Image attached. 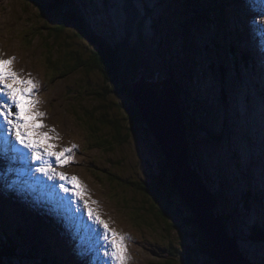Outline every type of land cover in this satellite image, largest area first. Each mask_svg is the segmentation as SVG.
Instances as JSON below:
<instances>
[{"label":"rangeland","instance_id":"1","mask_svg":"<svg viewBox=\"0 0 264 264\" xmlns=\"http://www.w3.org/2000/svg\"><path fill=\"white\" fill-rule=\"evenodd\" d=\"M141 1L145 7H142ZM43 2L44 0H0V52L9 55L11 64H16L10 70L15 72L18 78L31 79L36 85L30 99L36 102L35 105L40 104L39 107L42 108H38L37 111L43 115L37 116L35 115L37 112L34 111L28 115L33 124L42 127L35 128V134L34 130L29 128L30 135L40 139L42 145H52L53 147L48 150L58 153L63 152L65 146L72 147L70 143L58 144L59 138H64L65 141L69 138L78 141L71 155L76 160L79 158V163L75 160L71 162L72 157L67 154L66 160L69 162L63 161L65 156L60 161L55 157L53 164L50 165L55 173H63L65 176L63 180L59 176L53 178L56 188L62 191L66 188L67 193L73 192L80 205H84L82 192L88 193L85 194L87 204L82 206L88 219L96 216L95 207L92 209V218L88 215L87 205L93 206L89 195L92 194L95 205L97 207L100 205L103 216L108 219L111 226L116 227L111 230L117 234L116 239L124 237L122 243L127 251L124 253L126 259L123 264H166L168 256H171L175 264L185 262L189 264L184 253L185 248L180 247L174 256L171 255V250L169 252V242L177 233H170L165 229L167 221H163L165 226L153 221L151 212L146 209V205L150 207L149 209L151 206L143 203L144 200H148V196L128 186L130 181L138 186L141 179L142 184L148 186L149 184L145 182L147 176L144 174L146 167H149L147 158L152 162L151 169L159 168L161 155L159 152L161 144L148 129L146 120L133 99L132 83L140 79L145 83L158 82L160 85L170 86V79L165 75L171 67L178 66L179 69H174L176 72L174 76L180 78L182 75V86L187 87L186 90L194 94L199 91L196 100L209 111L205 116L209 118L210 128L225 138L223 139L225 144H214L211 139H205L207 137L200 142L199 138L202 137L193 136L192 129L184 120L186 115L184 118L182 116L177 99L178 110L187 129L190 166L198 176L201 174L200 171H204L210 177L214 190L219 189L220 178L227 181L226 186L230 187L225 188L224 192L222 190L225 196L219 199L215 214L216 211L218 214H227L229 218L225 225L227 233L231 237L234 236L229 231L233 230V233H236L238 246L249 248L247 254L251 253L249 258L254 264L263 262L264 248L259 240L257 242L261 248L254 247L251 252V248L241 236L246 233L245 231L250 232L251 228L253 231L257 228L264 231V165L257 157L258 148L262 150L264 148V138L258 135V130H254L255 114L261 115L264 112V105L258 103V100L263 99L264 93L259 89V81L258 84H254V81H251L254 79H250L246 74L251 70L245 67L244 61L239 62L241 64L234 61L230 49L233 42L235 45L238 44L234 29L231 28L227 32L226 27H229V24L225 22L224 25L219 21L223 17V6L231 14L244 11L246 8L253 13L257 9L258 4L255 3L258 1L134 0V7L142 9L138 10L139 22L134 23V29L127 41L135 50L137 58L133 63L139 74L130 85V99L134 104L130 114L122 102L125 100L123 90L128 84L110 82L116 65L113 67L106 61L103 53L98 59L92 49L98 52L102 47L97 44L95 48L88 34L81 36L77 33V25L80 24H77L76 17L67 20L56 11L47 13L43 9L45 6ZM124 5L126 6V0H85L86 15L90 19L91 29L98 36L109 40L111 45L123 43L127 39L128 23L127 16L123 15ZM147 12H151V16L145 19ZM139 18H143L144 22H140ZM139 23L141 27L138 28ZM75 32L78 36L74 35ZM70 35L74 37L67 38ZM164 62L169 64V70ZM129 75L130 72L127 73V77ZM170 87L176 96L180 95L173 84ZM112 89L115 92H111ZM3 98L0 96V99ZM239 99L242 101L241 106ZM136 111H139L140 118L139 115L136 116ZM248 137L253 139L257 149L249 146L248 142L251 141ZM7 140L9 146L16 143L14 136ZM4 150L3 148L0 154ZM27 155L30 158L28 161L15 155V159L8 166V169L14 170L13 176L16 178L17 187L25 184L27 177L43 163V161L38 163ZM191 155L198 163L200 171L199 168L193 167ZM161 158L163 159V156ZM163 167L168 170L166 165ZM73 177L76 178L75 181ZM61 184L65 188L62 189ZM77 191L80 192L79 197L75 195ZM248 191L257 195L258 200L252 198L248 210L238 207L235 214L229 212L228 210L232 211L234 203L241 201L243 194ZM53 197L55 195L51 200ZM176 203L181 206L178 200ZM29 204L33 206L30 202ZM1 211L7 215L0 219V229L3 231L0 232V245L3 244L0 248L6 247L3 240L10 241L9 245L15 246L14 253L9 254V260H16V254H20L18 262L22 263L25 256L30 258L32 250L37 252L36 248L47 251L49 258L53 257L56 250L53 251L55 248L47 239L50 234L47 233L41 239L36 231L32 232L29 228L20 240V236L15 233L16 228L23 225L19 222L12 224L13 227L10 226L13 223L11 220L21 215L20 212L5 207ZM132 217L135 219H131ZM6 218L9 221H6ZM170 218L171 225L178 226L175 217L172 215ZM21 220L25 221L23 217ZM31 220L35 221L34 218ZM6 231L20 242L11 240L5 235ZM129 232L132 234H128ZM41 234L44 236L45 233ZM195 237L196 245L206 249L205 245L198 243L205 241V237L201 233ZM55 242L54 240V245ZM103 245L98 250L102 256V259L97 257L100 264H116L115 261L105 258L104 253L101 254L105 249ZM57 251L58 255H65L66 259L65 252L60 249ZM31 258L30 260L35 262L32 256ZM1 260L0 258V262ZM182 260L184 261L181 262ZM87 262L83 260L81 264ZM8 263L10 261L6 264ZM198 263L213 264L207 256L205 260L204 257L199 258L196 264ZM63 264H74L73 257H68Z\"/></svg>","mask_w":264,"mask_h":264},{"label":"trees","instance_id":"2","mask_svg":"<svg viewBox=\"0 0 264 264\" xmlns=\"http://www.w3.org/2000/svg\"><path fill=\"white\" fill-rule=\"evenodd\" d=\"M133 1L134 0H126V6L125 5L123 6V9L125 11L123 15L127 16L126 20L128 23L127 25L128 31H127V36H126L127 39L123 43H117V45H113V44L111 45L109 40H107L105 37H101L100 35L98 36V34H96V32L93 29H91V26L89 25L90 19H88L86 15L85 0H44L43 2L45 3V6H43L44 7L43 9L47 13L56 11L58 12L59 15H61L64 19H67V20L72 19L73 17H76L77 18L76 20L78 21L77 24H80V25H77L78 27L77 33L81 36L83 35L87 36L88 34L92 42L91 44L95 46V48L98 45L102 47V49L99 48L98 52L95 49H92L94 54L97 55L98 59H99V55L103 53L106 61L112 64L113 67L114 65H116L114 68L115 72L112 71L113 77L110 79V82L111 83L119 82V83L128 84V86L126 85L125 90H123V94L125 95V100L122 102L124 106L126 107L127 111L129 112V114L130 112L133 111L132 108L134 106L133 102L130 99L131 98V86L130 85L135 79H137V77H139V74H138V70H136L135 65L133 63V60L137 58L135 50L129 45L127 41L132 34V30L134 29V23L136 21L139 22L137 17L139 16L140 11L138 10L142 9V8L137 9L136 7H134ZM145 6L146 5L142 2V7H145ZM145 15H146L145 16V19H146L151 16V12H147V14ZM139 19H140V22H144L143 18H139ZM139 26L141 27L140 23L138 25V28ZM153 31H154V37H155V34H156L155 27H153ZM77 33L75 32L74 35L78 36ZM73 37H74L73 35H70L67 38H73ZM164 51L165 50H163V52ZM163 64L166 66L167 70H169V64L167 62H164ZM176 68L179 69L178 66H176ZM176 68L171 67L169 72L166 73L165 76L169 77L177 93L178 94L180 93V95L177 96V99L180 103V108L182 110V116L184 118V115H186L184 120L187 123V125H189V128L192 129L191 132L193 133V136L202 137V138H199L200 142H202L201 140L203 138L207 137L205 139H211L213 141L212 143L214 144H223V143L225 144V142H223V139L225 140V138L221 137L218 134V132H214L210 128V125L208 124L209 118H206L209 112L206 109H204L202 107V104L196 100L200 94L199 91L194 94V92L192 93L186 90L187 87L182 86V80H183L182 75L180 78L174 76L176 73L174 72V69ZM128 72H130L129 77H127ZM111 92H115V90L112 89ZM182 96H185V97H182ZM184 99L185 101L183 102L182 100ZM137 115H139V118H140L139 111H136V116ZM201 133H203L202 136H201ZM203 135L205 136L203 137ZM149 159L150 158H147L146 162L147 163L149 162L150 168L147 166L146 171L144 173L147 176L145 179L146 181L145 180L144 181L147 182V184L149 185L148 186L143 185L142 184L143 180L141 179V181L139 182L140 184H138V186L135 185L131 181H130V185L128 186L131 187V189L134 187L136 191H139L140 193H144L148 196L147 197L148 200H144L143 203H147L148 205L151 206V209H149L150 207L146 205V209H148V211L151 212L153 221L160 222L163 225H164L163 221H167L168 223H166V225L170 226L171 228L164 225L166 227L165 229L170 233H174V234L177 233L176 235H174V237L172 236V240L169 242V245H170L169 252L171 250V255L174 256L175 252L176 251L178 252L180 250V247L181 249L185 248L184 253H185V257L187 258L188 263L196 264L198 259L201 258L200 254L204 251V247L201 245H196L195 239H197V237L192 235V231L189 226L191 222H187L185 214L181 206L176 203L177 191L171 185L169 172L163 167L164 163H162L161 157H160V162L158 165L159 168L155 167L154 169H151V167L153 168V166H152V162L149 161ZM191 162L193 164V167H195L196 169L199 168L198 163L195 161V158L193 157V155H191ZM198 170L200 171V168ZM200 173H201L200 174L201 178L205 181V183H207V186L210 188L211 191H213L219 197V199L225 196V193H223L224 190H226L225 188L230 187V186H226L228 185L226 180H224L223 178H220L218 181L219 189L214 190L213 187L211 186L210 177L206 175L204 171L203 172L200 171ZM242 179L244 178L242 177ZM208 182L210 183V185H208ZM245 185L247 186V184ZM252 198L254 200L256 199L258 200L257 195L255 196L250 191L245 192L240 199L241 201H239L240 203L237 201L232 206V211L231 210H228V211L231 213L233 212L235 214L238 210V207H242L244 210L246 209L248 210V207L251 204ZM150 202L152 203V205ZM172 215L178 221L179 223L178 226L171 225L170 221L172 219L170 218V216ZM221 215H222L221 218L223 219V221L226 222V220H229V218L226 216L227 214H221ZM131 219H135V217H132ZM253 230L254 229L251 228L250 232L245 231L246 233L242 234L241 236V239L245 241V243L248 244L249 247L251 248L250 249L251 252L254 249V247H257V249L261 248V246H259L257 242L258 240L260 244L262 245V247L264 248V241H262V239H264V231L260 230L259 228H257L256 231H253ZM0 232H3V231L0 229ZM230 232H232L233 236L235 237L236 233H233L234 232L233 230L229 231V233ZM235 238L238 239L237 237ZM175 240H177V242ZM3 241L6 242V244H4L6 245V247L2 249L0 248V255H1L0 258L3 260V261L1 260L0 264H6L9 261L10 263L8 264H16V263L17 264H54L57 262V260L52 262L48 258H42V257L40 258L39 254H36V252H34L32 249H31L32 253L29 256L30 258L32 256L34 260H35L34 256H36L39 260V263H37L36 260H35L36 263L33 262L27 256H25V258L22 260V263L18 262L19 255H16V260H9L8 259L9 254L14 253L15 246L14 247L10 246L9 245L10 241H7V240H3ZM198 243L206 246L205 241L198 242ZM0 246H3V244H1ZM241 249H243L242 251L245 254V256L250 257L251 253L250 255L247 254V250L249 249L248 247L243 246L241 247ZM47 260L49 261V263H45V261ZM184 260H182L181 262H183ZM261 263L264 264V261ZM166 264H175V261L171 258V256L170 257L168 256ZM183 264H186V262Z\"/></svg>","mask_w":264,"mask_h":264},{"label":"water","instance_id":"3","mask_svg":"<svg viewBox=\"0 0 264 264\" xmlns=\"http://www.w3.org/2000/svg\"><path fill=\"white\" fill-rule=\"evenodd\" d=\"M170 86L172 85L169 81ZM133 99L152 135L159 140L162 163L169 172L171 185L185 214L193 236L205 237L206 249L200 254L213 264H254L227 233L223 219L215 208L219 197L190 166L186 125L177 106V94L167 84L135 80ZM160 155V157H162ZM203 256V257H202Z\"/></svg>","mask_w":264,"mask_h":264},{"label":"bare ground","instance_id":"4","mask_svg":"<svg viewBox=\"0 0 264 264\" xmlns=\"http://www.w3.org/2000/svg\"><path fill=\"white\" fill-rule=\"evenodd\" d=\"M225 22H227L226 19H225ZM237 25L238 27L241 26V25L239 26L238 22H237ZM241 28H242V31L244 32L245 31L244 26H242ZM261 35L262 34H260L254 27H251L250 29H248V32L245 34V37L248 39V42H249L246 47H248L250 44L255 45L256 49L258 50L256 52L258 55H260L261 52L264 51V41L261 40L260 38ZM259 48H261V50L263 51L259 50ZM2 54L3 52H0V57L2 56ZM247 54H248V51H243L242 53H240V55H243L244 57H246ZM243 58L241 60H243ZM257 59H260V58L258 57ZM258 69L260 68L259 67L256 68V70ZM263 75H264V72L262 73V76ZM253 81L254 83L258 82L257 80H253ZM11 82H12L11 80L8 81V83H11ZM257 89L258 88H256V90ZM241 103L242 101L240 100L239 101L240 106H241ZM258 103L260 105H264V96H263V99H261L260 101L258 100ZM41 108L42 107H39V109ZM37 110L38 108L33 110L34 113L35 112L39 113ZM27 114H29V112H27ZM255 118L256 120L254 121V130L255 129H256L255 131L258 130V135L261 138H264V112L261 115L255 114ZM31 122L33 124V120H31ZM5 139H6V136L3 137V140ZM62 142L66 144L70 143L72 147L65 146V148L71 149V151H73L74 153V147L78 141H74L72 138H69L66 141L64 140V138H59L58 144L60 143L62 144ZM248 143H249V146H252L254 149H257L254 142L251 141ZM55 147H56V144H55ZM4 149L5 150L3 152H4L6 159L10 158L11 156L15 157V155L20 158L22 157L26 158L28 156V155H21V153H17L14 151H10L9 149H12V145L9 146V148L5 146ZM21 152H24V151L21 150ZM67 154H69L73 158V156L71 155V152L65 153L64 155L65 158L63 159L64 162H69L66 160ZM29 156H31V154H29ZM253 157H256V155H253ZM257 157H258V154H257ZM258 158L260 160L259 162H261L264 165V160L261 159L260 157ZM1 159L2 158H0V166L1 164L4 165V163L1 162L2 161ZM47 160L49 161V164L51 165L53 164V161L55 160V156L47 157ZM38 163H41V162L38 161ZM42 164L43 163H41V165L39 166L41 167ZM51 171L55 172L53 169H51ZM1 174L2 173L0 170V176ZM53 182H55L54 179H49L48 176L35 171L27 177V182L25 184L20 185L19 187H16V188H12V193L8 192L7 194L5 192V189L0 187V193L5 192V198L3 199H1V194H0V219L3 216L7 215L5 212L1 211L3 210V206L5 207V209H7L8 207H11L12 210H15V211L18 210L21 215H18V217H14L11 220L13 223H11L10 226L13 227L12 224L17 223V222H20L23 225V227L18 229V231L15 233L16 235L20 234V240H21V236L26 234L29 228L32 232L36 231L41 239H43L42 237H45V235H47L48 233V235L49 234L50 235L47 236V239L53 244L51 246L55 248L53 251L57 250V247L61 248L62 250L68 249V250H71L72 252L77 250L79 251L81 260H85V262H87L86 260H88L89 263L87 262V264H100L99 259L97 257H99L100 259L102 258L98 255L97 249H99L100 246H102L105 242L103 240V233H104L103 226L102 225L96 226L95 224L89 222L84 214L83 209L74 204V200H76V197L74 196L73 192L67 193L65 191L58 190L56 188V185H53ZM25 185L27 188L25 187ZM53 195L63 196L62 198L61 196L55 197L57 199V204L54 209L50 208L49 205L43 204V201H45L48 196L52 197ZM29 202L33 204V206H31ZM36 202L42 204L44 207H41V205L39 204H35ZM22 217L25 219L24 222H22L21 220ZM32 218H34L35 221H32L31 220ZM104 218L105 220L108 221L106 217ZM5 220L9 221V219L7 220V218ZM224 224L227 225L225 221H224ZM112 227L116 228L114 225H112ZM42 232L45 233L44 236L43 234H41ZM128 234H130V232ZM5 235L11 238L12 240L16 241L17 243L20 242L19 240L13 239L12 235L8 233V231H6ZM108 235H109V238L111 239V234L109 232H108ZM232 238L234 239V241L236 242L238 246V240L235 237H232ZM55 239H57V241L55 242L57 247L56 245H54ZM240 247L241 246H238V248L241 251ZM37 254L41 255L42 258H48L47 253L44 251L39 250V253ZM36 259L38 260L37 257H35V260ZM37 260L36 262L39 263V260L38 261ZM45 263H49V261L47 260L45 261ZM54 264H63L61 257H58L57 262ZM260 264H263V263H260Z\"/></svg>","mask_w":264,"mask_h":264},{"label":"snow or ice","instance_id":"5","mask_svg":"<svg viewBox=\"0 0 264 264\" xmlns=\"http://www.w3.org/2000/svg\"><path fill=\"white\" fill-rule=\"evenodd\" d=\"M261 20L264 21V16H261ZM11 63V60L0 59V96L6 98L0 99V120H2L0 122V134L6 131L9 137L14 136L16 144L12 145V151L21 153V155L31 154L33 160L43 161L42 166L35 169L36 172L48 176L49 179L59 176L63 180L65 179L64 174L52 172L49 161L45 157L55 156L60 161L65 153L71 152V149L65 148L63 152L59 153L49 151L48 149L53 147L52 145H42L40 139L30 135L29 128L42 127V125L38 124H29V121L24 118L26 112L36 103L30 99L36 85L33 84L31 79L23 80L18 78L17 74L8 67ZM9 80L12 82L8 83ZM18 85H23V87ZM35 115L39 116L43 115V113H36ZM44 139H47L46 135ZM16 145L20 147L17 148ZM21 149L26 151L21 152ZM75 179L73 177V181ZM60 187L63 189L64 185L61 184ZM64 191L67 192L68 189H64ZM75 195L79 197L80 192H75ZM88 215L92 218L93 212L91 208H88ZM95 221L103 225L104 228L103 240L107 242L104 257L115 261L116 264H123L126 259L124 253L127 251L126 246L122 243L124 237H119V240H117V234L112 232L110 239L108 225L98 216L95 217Z\"/></svg>","mask_w":264,"mask_h":264}]
</instances>
